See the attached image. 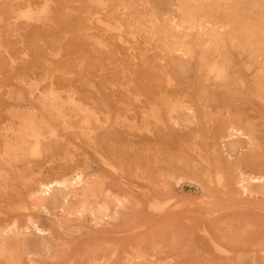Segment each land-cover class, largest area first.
I'll list each match as a JSON object with an SVG mask.
<instances>
[{
    "label": "rangeland",
    "instance_id": "rangeland-1",
    "mask_svg": "<svg viewBox=\"0 0 264 264\" xmlns=\"http://www.w3.org/2000/svg\"><path fill=\"white\" fill-rule=\"evenodd\" d=\"M263 30L264 0H0V264H264Z\"/></svg>",
    "mask_w": 264,
    "mask_h": 264
},
{
    "label": "bare ground",
    "instance_id": "bare-ground-1",
    "mask_svg": "<svg viewBox=\"0 0 264 264\" xmlns=\"http://www.w3.org/2000/svg\"><path fill=\"white\" fill-rule=\"evenodd\" d=\"M186 5V4H185ZM190 14V13H189ZM192 15H194V14H192ZM188 16V15H187ZM196 17V16H195ZM201 19V18H200ZM198 21V20H197ZM179 22V21H178ZM261 22V21H260ZM198 25V24H197ZM238 26V25H237ZM198 27V26H197ZM196 27V28H197ZM263 27V26H262ZM264 31V30H263ZM118 32V31H117ZM249 32V31H248ZM258 33V32H257ZM255 34V33H254ZM256 36V35H255ZM258 36H260V35H258ZM162 38V37H161ZM170 41V40H169ZM173 45V44H172ZM180 46V45H179ZM256 46V45H255ZM210 51V50H209ZM208 51V52H209ZM73 176H75V175H73ZM74 178V177H73ZM72 179V178H71ZM75 179V178H74ZM67 180V179H66ZM75 181V180H74ZM63 182V181H62ZM39 183V182H38ZM53 183L54 184H51V183H48V184H46L45 186H43L44 188H45V190L47 191V192H45L46 193V195H49V193L51 192V188L53 187V185L55 186V182L53 181ZM71 183H72V181H71ZM62 184V183H61ZM67 185V184H66ZM88 185V184H87ZM39 186V185H38ZM69 186V185H68ZM71 186V185H70ZM40 187V186H39ZM62 187H63V185H62ZM65 187V186H64ZM68 188V187H67ZM36 189V188H35ZM34 189V190H35ZM73 190V189H72ZM75 190V189H74ZM38 191H40V190H38ZM43 191V190H42ZM65 192V191H64ZM70 192H71V189H70ZM74 192V191H73ZM76 192V191H75ZM74 192V193H75ZM93 193V192H92ZM66 194V193H65ZM34 195V194H33ZM73 195V194H72ZM39 196V195H38ZM74 196H75V194H74ZM76 197H77V195H76ZM66 203V202H65ZM35 241H38V242H34L33 244L34 245H37V248L39 249V251L41 250V243H40V241H41V238H36L35 239Z\"/></svg>",
    "mask_w": 264,
    "mask_h": 264
}]
</instances>
